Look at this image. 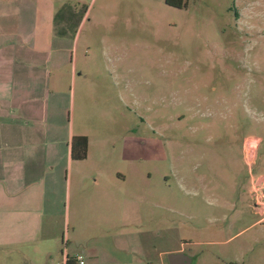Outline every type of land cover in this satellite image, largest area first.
Returning <instances> with one entry per match:
<instances>
[{
	"label": "rangeland",
	"instance_id": "1",
	"mask_svg": "<svg viewBox=\"0 0 264 264\" xmlns=\"http://www.w3.org/2000/svg\"><path fill=\"white\" fill-rule=\"evenodd\" d=\"M15 2L23 35L28 13L40 32L49 11L53 32L66 35L51 73L65 120L85 137L69 184L97 196V214L83 203L80 220L105 232L107 220H140L157 229L156 250L177 249L189 264H264V0H14L0 9ZM0 264L25 263L6 247Z\"/></svg>",
	"mask_w": 264,
	"mask_h": 264
},
{
	"label": "crops",
	"instance_id": "2",
	"mask_svg": "<svg viewBox=\"0 0 264 264\" xmlns=\"http://www.w3.org/2000/svg\"><path fill=\"white\" fill-rule=\"evenodd\" d=\"M17 8L15 2L10 12L0 9V249L14 248L25 264H78L76 257L80 264H164L168 251L156 250L150 237L158 236L157 229L147 230L140 220H107L108 232L99 220H80L83 203L86 213L97 214V196L89 189L86 195L72 191L69 184L71 163L78 161L69 158V139L82 134L72 130L70 117L65 120L66 104L57 102V76L51 73L61 62L66 35L53 32L52 11L40 32L28 13L23 35L12 24L19 20ZM89 182L94 185L95 178Z\"/></svg>",
	"mask_w": 264,
	"mask_h": 264
},
{
	"label": "trees",
	"instance_id": "3",
	"mask_svg": "<svg viewBox=\"0 0 264 264\" xmlns=\"http://www.w3.org/2000/svg\"><path fill=\"white\" fill-rule=\"evenodd\" d=\"M163 4L174 7L181 8L183 7L182 0H162ZM61 33V31H58ZM69 158L73 160H80L85 155V137L83 135L71 136L68 144Z\"/></svg>",
	"mask_w": 264,
	"mask_h": 264
},
{
	"label": "water",
	"instance_id": "4",
	"mask_svg": "<svg viewBox=\"0 0 264 264\" xmlns=\"http://www.w3.org/2000/svg\"><path fill=\"white\" fill-rule=\"evenodd\" d=\"M166 264H189L190 257L179 252H167L164 255Z\"/></svg>",
	"mask_w": 264,
	"mask_h": 264
},
{
	"label": "built area",
	"instance_id": "5",
	"mask_svg": "<svg viewBox=\"0 0 264 264\" xmlns=\"http://www.w3.org/2000/svg\"><path fill=\"white\" fill-rule=\"evenodd\" d=\"M76 262L78 263V264H80L81 263V261H80V259H79V257H76Z\"/></svg>",
	"mask_w": 264,
	"mask_h": 264
}]
</instances>
